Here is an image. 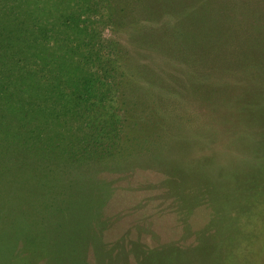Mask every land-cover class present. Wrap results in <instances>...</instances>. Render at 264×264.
Listing matches in <instances>:
<instances>
[{
    "label": "trees",
    "instance_id": "obj_1",
    "mask_svg": "<svg viewBox=\"0 0 264 264\" xmlns=\"http://www.w3.org/2000/svg\"><path fill=\"white\" fill-rule=\"evenodd\" d=\"M112 3L126 42L115 44L105 65L116 91L122 73L108 63L119 62L128 75L117 119L106 111L98 121L99 101L81 90L71 114L57 100L58 85L42 90L38 74L24 73L35 43L0 42V190L1 183L12 189L7 198L0 193V203H11L9 213L0 208V264H59L60 253L66 264H84L77 246L86 238L96 250L109 199L85 168L114 161L120 169L156 171L183 217L204 202L248 205V176L264 174V0ZM4 5L0 0V25ZM24 210L35 219L20 226ZM5 213L11 225L2 223ZM145 258L142 264H163L156 254Z\"/></svg>",
    "mask_w": 264,
    "mask_h": 264
},
{
    "label": "rangeland",
    "instance_id": "obj_2",
    "mask_svg": "<svg viewBox=\"0 0 264 264\" xmlns=\"http://www.w3.org/2000/svg\"><path fill=\"white\" fill-rule=\"evenodd\" d=\"M3 1L6 24L0 25V42L16 40L30 46L35 43L37 48L31 60L26 62L24 73L38 74V86L42 90L58 85L57 100L71 114L79 109L72 102L80 101L81 93V97L91 102L99 101L101 111H97L96 116L108 111L117 119L121 114L117 111L120 106L118 96L120 89L128 87V75L123 76L119 62L108 63L114 64L117 74L122 73L118 76L120 82L116 91L117 79L112 73L108 75L109 65H105L111 55H116L118 45L115 44L126 42V35L114 18L117 12L113 0ZM8 25L13 32L7 33L8 39H4L2 36ZM132 48L129 46L128 50L132 51ZM14 55L16 60H21L17 53ZM125 63L134 65L132 59ZM7 87L10 91L13 89ZM94 95L97 97L92 98ZM19 102L18 99L16 104ZM13 106L10 102L9 108ZM66 115H69L67 111ZM97 117L99 121L103 116ZM10 163L16 161L10 160ZM117 165L121 164L105 162L96 166L94 172L84 167L91 175L94 173L97 183L106 185L103 193L105 198L106 195L109 197L98 217L102 228L96 250L92 240L86 238L77 246L76 255L84 264H96L105 254L103 264H114L116 260L118 264H142L149 254L161 256L163 264L165 261L167 264L176 261L177 264H264V174H256L251 180L248 176V205L217 203L212 207L204 202L183 217L173 207L168 188L162 184L164 175L141 167L120 169ZM250 183H255L254 187ZM1 186L0 193L9 197L7 194L12 189L2 183ZM220 192L224 189L220 188ZM92 199L95 201L94 196ZM10 205V202L0 203V208L8 212ZM10 215L3 224L11 225ZM19 217L16 224L20 226L35 219L28 218L26 210ZM91 228L92 233L97 232L96 227ZM87 234L90 236V229ZM85 240L89 245L84 243ZM55 259L59 264L67 263L63 253ZM38 264H45V260Z\"/></svg>",
    "mask_w": 264,
    "mask_h": 264
}]
</instances>
